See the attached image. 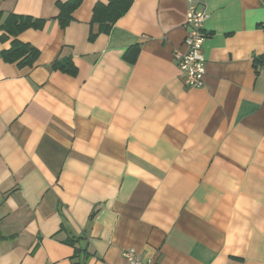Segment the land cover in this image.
<instances>
[{"label": "crops", "instance_id": "1", "mask_svg": "<svg viewBox=\"0 0 264 264\" xmlns=\"http://www.w3.org/2000/svg\"><path fill=\"white\" fill-rule=\"evenodd\" d=\"M67 1L0 0V26L41 20L31 66L0 28V264H264V0H194L200 88L173 59L187 0H130L107 32V0L61 27Z\"/></svg>", "mask_w": 264, "mask_h": 264}, {"label": "trees", "instance_id": "2", "mask_svg": "<svg viewBox=\"0 0 264 264\" xmlns=\"http://www.w3.org/2000/svg\"><path fill=\"white\" fill-rule=\"evenodd\" d=\"M108 4L103 6L97 4L93 9V20H99L105 23L102 30L107 32L119 17L125 14L131 3L130 0H107ZM80 0H68L65 3H58L59 14L57 19L60 26L65 27L72 19V13L79 6ZM1 18V14H0ZM41 25V20L34 19L30 16H22L17 14H8L0 28L7 37H13L10 42V48L1 52L4 61L8 63H17L19 66H31L38 57V50L34 47L22 43L16 39L17 35L28 28H37ZM124 58L131 62V55L125 54ZM134 59V58H133ZM51 69L60 70L65 73H75V68L72 66L69 58L56 60L51 64ZM72 242V241H71ZM83 250H78L75 254L79 255Z\"/></svg>", "mask_w": 264, "mask_h": 264}, {"label": "built area", "instance_id": "3", "mask_svg": "<svg viewBox=\"0 0 264 264\" xmlns=\"http://www.w3.org/2000/svg\"><path fill=\"white\" fill-rule=\"evenodd\" d=\"M197 3L194 0H187L183 50H176L173 54L181 83L190 88L202 87L205 77V62L202 55L205 34L202 28L209 14L205 5H202L201 9H197ZM122 256L127 264H153L143 261L134 249H124Z\"/></svg>", "mask_w": 264, "mask_h": 264}]
</instances>
